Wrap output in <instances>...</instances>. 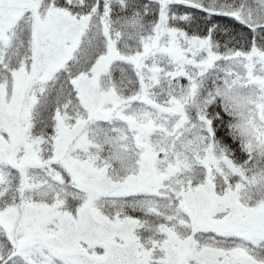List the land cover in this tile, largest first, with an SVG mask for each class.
<instances>
[{
	"label": "snow or ice",
	"instance_id": "6c2138e0",
	"mask_svg": "<svg viewBox=\"0 0 264 264\" xmlns=\"http://www.w3.org/2000/svg\"><path fill=\"white\" fill-rule=\"evenodd\" d=\"M0 264H264V0H0Z\"/></svg>",
	"mask_w": 264,
	"mask_h": 264
}]
</instances>
